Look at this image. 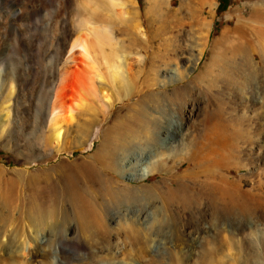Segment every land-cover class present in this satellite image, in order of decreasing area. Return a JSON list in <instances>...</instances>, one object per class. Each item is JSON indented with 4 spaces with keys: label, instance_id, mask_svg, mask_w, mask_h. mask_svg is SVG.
<instances>
[{
    "label": "rangeland",
    "instance_id": "obj_1",
    "mask_svg": "<svg viewBox=\"0 0 264 264\" xmlns=\"http://www.w3.org/2000/svg\"><path fill=\"white\" fill-rule=\"evenodd\" d=\"M108 1L0 0V190L11 191L14 205L45 211L44 224L25 216L20 223L0 221V264H237L224 255L238 256V236L233 242L229 231L216 237V231L207 232L206 222L201 230H176L174 225L186 220L191 226L202 224L210 220L215 199L234 201L224 184L218 193L210 192L215 180L208 176L216 161L227 180L262 197L264 109L261 104L216 102L223 112L210 113L209 134L220 144L213 148L208 138L194 156L181 146L204 129L205 112L194 118L181 114V106L163 96L199 74V87L219 90L215 79H205L213 68L224 71L211 63L215 41L224 29L235 27L239 14L247 26L253 23L249 27L264 26V0H118L117 7ZM106 27L114 37L100 46L91 29ZM83 31L89 34L92 64L103 75L96 76L99 90L83 87L89 72L80 48L67 52ZM225 38L219 45L230 57L239 42L229 48ZM248 45V51L258 52ZM112 46L126 61L127 84L111 78L107 55ZM202 47L204 54L191 70ZM66 70H73L69 81L63 80ZM167 71L174 77L192 73L165 86ZM64 84V97L54 98ZM104 94L115 101L108 104ZM63 98L73 107L74 119L62 121L58 141L51 113H61ZM256 110L262 111L257 115ZM172 123L178 127L175 137L165 131ZM153 135L156 140L171 137L157 153L149 144ZM150 158L162 164L148 168ZM145 170L149 175H143ZM205 210L209 216L203 218ZM166 224L163 230L154 228ZM258 232L247 236L251 246L263 241L264 233ZM182 233L186 243L179 238ZM62 236L74 246L56 253ZM36 243L41 249L37 256ZM214 245L221 247L219 253ZM137 247L143 249L138 256Z\"/></svg>",
    "mask_w": 264,
    "mask_h": 264
},
{
    "label": "bare ground",
    "instance_id": "obj_2",
    "mask_svg": "<svg viewBox=\"0 0 264 264\" xmlns=\"http://www.w3.org/2000/svg\"><path fill=\"white\" fill-rule=\"evenodd\" d=\"M99 1L102 2L103 0H99ZM108 2L112 5V7H117L118 5H120L118 0H109ZM103 3L104 2H102L101 4H103ZM105 4H106V2H105ZM110 9H112V11H113V8H110ZM256 11H258V10H256ZM114 13H115V11H114ZM253 14H254V16H257L259 13L253 12ZM123 16L125 17V15H123ZM241 17L242 16L239 14V20L236 22L235 27L233 29H231L230 27H227L226 29H224V31L222 32V35L215 41V44H214L213 54L210 58L212 60L211 63L213 66L216 65L217 67H221L222 70L224 69V71L220 74V73L215 72L214 71L215 69L213 68L212 70H210L208 72L207 76L205 75V79L207 77L211 78V79L212 78L215 79L217 81V83H219L221 86L219 88V90L214 91L211 88L204 90L201 87H199L198 81L203 78L202 74H199L198 76H196L194 79H192L186 85L181 86L179 88H176L172 91H167L166 93H164V96H163L164 98L176 101L178 103V106L179 105L181 106V109H180L181 114H186L188 112V113H190L191 117L194 118L195 116H198L199 114H202L205 112L204 113L205 116L204 115L203 116H204V118L206 117V122L204 124L202 123L204 125V129H202V131L198 130L199 132L195 136L190 137V138L188 137L189 140L185 143H182V146H181V148H182L183 144H184L186 147H188L190 149V151L188 153L191 152L192 155L195 154V152L200 148V146L201 147H203L204 145L206 146V144L208 143V138H210L209 143L212 144V147L220 144V142L215 139L214 135L209 134V130L211 129L209 127L210 126L209 123H212V122H210V118L214 116V115L210 116V113L216 115L220 112H223L222 107H216L219 105L216 102L219 101L222 104L225 102L226 103L228 102V103L234 104V105H241V104L245 105V104L250 103L251 105H253V107H256L259 104H261L262 110L264 109V26L261 25V27L260 26L259 27H254V26L249 27L253 23L249 24L248 18L245 17L246 20H248V24H249L247 26V24L245 23V21L242 20ZM89 18H91V17H89ZM240 18H241V20H240ZM242 21L245 24H243ZM254 21L257 22V20H255V19H254ZM82 26H84V25H82ZM206 26L207 25H205V27ZM131 28H132V25H131ZM91 30L97 36V39H98L100 46H103L106 43L105 42L106 40L109 41V40H111L112 37H114L113 31H111L110 28H107V27L102 29V30L97 29V28H93ZM137 30H138V28H137ZM252 30H255L254 33L256 32V34H257V38L255 40V45H254V41L252 40V36H253ZM89 32H91V31H89ZM79 35L80 36H78L76 39H74L72 41V44H70V47H69L67 52L69 54H71L72 52L76 51L75 49L77 47L80 48L82 55L84 57L82 64L85 65L84 67H85L86 72L87 71L89 72L88 78L84 82V84H83L84 86L83 85L82 86L85 88H88L87 90H89L90 87L98 89V86H96V78H97L96 76H98L99 78H102L103 75L99 72L100 69L92 64L95 61L94 62L92 61V53H91L92 51L90 50V47H89V45L91 43L89 41L90 38L87 39V36H86L89 34L87 32L86 33L84 32V33H81ZM229 36H230V38H229ZM225 37H228L227 41L225 42V46L227 45L226 47H229L231 45L233 46L234 43L239 42L237 44V48L236 49L234 48L235 51L234 52L232 51L233 54L230 57H224V55H226V54L222 53L223 52L222 51V45L221 46L219 45L220 40L225 38ZM260 37L262 39H260ZM87 41L89 42V44ZM248 44H251L253 49H255V47H257L258 52L248 51L247 47H250V45H248ZM118 49L119 48L112 46L111 52H109L107 55L108 58H110V59H108L106 56L107 60L111 63L110 64L111 78L113 81H117L118 79H120V81L122 80V83L127 84V80H125L126 82L124 81L125 76L123 74L125 72L124 67H125L126 61H125L123 55L119 54L120 50L118 51ZM204 50H205V48L202 47L201 52H200V56H196L194 58V60L192 61L191 70L194 67H197L198 63L200 62V60L202 58V55L204 54ZM166 56H168V55H166ZM75 61L77 62V59H75ZM170 61H172V60H170ZM155 63H157V62L155 61L154 64ZM165 63H167V62H165ZM158 64H160V62ZM160 66H162V65H160ZM152 67H154V66H152ZM158 68H159V66H158ZM165 68H166V66H165ZM166 73H167L166 75H168L169 77L166 80H163V82H162L163 85H165V86H167V84L174 82V81L184 80L192 72L190 71L189 75H186V76L179 75L180 77H177V76L174 77L172 74L168 73V71ZM72 74H73V70H66V72H64L63 80L67 81L72 76ZM123 85H122V87H123ZM93 88H91V89H93ZM65 92H66V87L64 84V85H62L60 91L55 92L54 98L58 97V96H60L61 98L64 97ZM136 94H137V92H136ZM134 96H135V94H134ZM131 97H132V95H131ZM104 98L106 99L105 101H107L108 104H111L115 101L114 98L112 99L109 94H104ZM61 107H62L61 113L56 114L57 111H53L51 113V117H53L51 120H52V123L54 125V128H55L54 131H55V135H56V138L58 141L62 138L63 133H64V126L62 124V121H68L69 119H74L73 107L68 105L67 100H65L64 98L61 101ZM208 107H209V110L207 109ZM212 107H216V108H212ZM257 108H259V107H257ZM261 111L258 112V110H256L255 114L258 115ZM217 118H218V116H217ZM51 120H50V122H51ZM226 122H227V120H226ZM229 124H231V123H229ZM221 125H222V123H221ZM224 126H223L224 128L229 127L227 125H224ZM177 128H176V125L174 123H172V124H169L168 126L165 127V131L168 133V135H172L173 137H175L177 135ZM220 128H221V126H220ZM224 128H221V129H224ZM214 129H215V126H214ZM217 130H218V127H217ZM232 133H231V135L233 136ZM225 135H227V134H224V136ZM151 138L152 139H150L149 144H152L154 147H156V148H154L156 150L153 152L157 153L159 148L167 145V143L169 141L168 139L171 137L167 136V137H162L160 140L159 139L156 140L155 139L156 137L154 138V135H153V137H151ZM229 144H231V143H229ZM224 145H225V143H224ZM208 146H210V145H208ZM230 146H228V147H230ZM228 147H227V149H228ZM184 148L185 147H183V149ZM223 148H224V146H223ZM223 150H225V148ZM225 152H227V151L225 150ZM113 154H114V152H113ZM151 154L152 153H149V155H151ZM185 154H187V153H185ZM192 155L190 156V159H192V161H193L192 157H194L195 155L194 156H192ZM219 157H221V156L219 155ZM227 159L229 160V158H227ZM161 162L162 161L157 162L156 158L154 160L152 158H150V160L147 161V165L149 168L150 166H155ZM189 162H191V160ZM206 162H208V161H206ZM195 163H197V162L195 161ZM218 164L219 163L217 161L214 162V165L212 167L213 169H211V172L208 176L211 179L215 180L214 183L212 180V183H213V184H211L212 189H210L211 191L210 190L209 191L211 193L216 194L218 188L220 191H221V188H223L220 186V184H224L226 186L224 189L227 188V190L232 195L235 196L234 198L232 197V199H234V201L231 202V200H230V202H229V201H226L225 198L221 199V201L219 199H215V201L212 202V207H211L212 212H210L211 213L210 220L203 219L204 222L202 224L200 222H195L196 224H194V226H191L190 221L186 220V221H184V222H182L176 226L174 225V228L177 230V229H181V228L189 229L190 227H193L196 230H198V229L201 230L202 227H204V225H205L204 223L206 222L209 225V227H208L209 231L207 230V232H210L211 230L216 231V233H217L216 237L220 236L224 231H229V234L231 235L230 239L232 242L234 241V239H233L234 236L235 235L238 236L239 242L237 241V248H236V249H238V256L233 257V256H231L230 253H229L230 254L229 255V254H227L228 252L227 253L225 252L224 257H229L232 260L234 259L237 262V264H264V238H263V241L260 240V242L258 244H255L254 246L253 245L251 246L249 244V242L247 241V239H248L247 236H249V234H251L254 231H256V232L259 231L258 233H261V234L264 233V197H263L264 194L262 195V197H260L258 195L248 194V190L245 192V190H243V188H242V185H240L239 183L235 184L232 181L227 180L225 178L224 174L219 172L220 166L218 167ZM226 164L227 163H225V165ZM200 167H201V165H200ZM205 169H207V167ZM146 170H148V169H146ZM153 170H154V168H153ZM150 173H151V170H150ZM192 174L190 173V175H192ZM143 175H145V176L149 175V171H146ZM175 177H178V176L175 175ZM192 177L195 178L196 176L192 175ZM201 177H203V176L201 175ZM198 180L200 181V179H198ZM205 183L207 185L209 182L208 183L205 182ZM173 184H175V182H173ZM262 184H264V183H262ZM260 194H262V193H260ZM12 197H14V196H12L11 191L3 192L0 190V210H1L0 221H3L4 223H8L12 219V221H14L15 223L16 222L20 223L22 221V218L25 216V217H28L29 219L33 220V221L37 220L36 222L44 224V222H45V211L43 209L44 207L38 206L35 208V210L33 212V210H29L25 207H22L21 205H17V204L14 205V202L13 203L11 202ZM215 197H216V195H215ZM236 199H238V200H236ZM207 211L205 210V211L201 212V215L203 218H205L207 216L208 213H205ZM237 215L241 216L240 220H237V217H236ZM234 217H236V220H234ZM166 227H168L167 224L166 225H159L158 227H154V228L157 230H163ZM249 237H251V236H249ZM179 238L182 241V243H186L187 238L185 237V235L183 233L181 235H179ZM258 238H259V236H258ZM225 239H226V237H225ZM254 240H255V238L253 236V241ZM58 241H59V244L55 249L56 253L61 252L62 250L65 251L66 246H68L70 249H72L74 246L73 241L67 236L59 237ZM153 241L154 240L152 239V241H150V242H153ZM257 241L255 240L254 243H256ZM35 246H38V244L36 243ZM220 249H221V247H219L218 245H216V246L214 245L213 251L218 252ZM142 251H143V249H141V247H137L136 251H135V255L138 256L139 254L142 253ZM40 253H41V249L38 246L36 248V251H33V254L37 256ZM222 254H224V253H222ZM54 261L57 262L58 257H55ZM103 264H109V263L104 262ZM125 264H133V263H125ZM176 264H180V263H176Z\"/></svg>",
    "mask_w": 264,
    "mask_h": 264
},
{
    "label": "trees",
    "instance_id": "obj_3",
    "mask_svg": "<svg viewBox=\"0 0 264 264\" xmlns=\"http://www.w3.org/2000/svg\"><path fill=\"white\" fill-rule=\"evenodd\" d=\"M226 0H223V2H225Z\"/></svg>",
    "mask_w": 264,
    "mask_h": 264
}]
</instances>
